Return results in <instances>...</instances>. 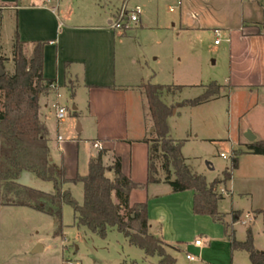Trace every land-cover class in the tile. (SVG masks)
I'll use <instances>...</instances> for the list:
<instances>
[{"label": "rangeland", "instance_id": "obj_1", "mask_svg": "<svg viewBox=\"0 0 264 264\" xmlns=\"http://www.w3.org/2000/svg\"><path fill=\"white\" fill-rule=\"evenodd\" d=\"M213 1L183 0L182 6L176 9H171V6L177 0H102V6L106 11L107 8H117V12L124 3L129 9L137 5L142 8L141 21L133 29L115 32L117 37L112 44L118 80L134 83L143 79L145 83L183 86L172 95L164 93V99L175 107L168 118L169 135L183 143L182 154L191 168L213 182L222 179L224 172L231 169L234 151L243 152L238 157L239 165L233 170L232 179L217 189L224 195L218 205L221 220L195 214L191 194L184 192L177 194L178 199L163 195L161 201L149 204L150 210L154 209V226L163 238L182 245L181 251L174 254L176 264H252L246 251H226L211 242L203 255L195 247L197 238L213 237L217 227L228 226L229 231L236 230L239 240H245L247 230L251 228L256 249L264 251V156L245 152L251 143L245 137L246 132L252 131L258 140H264V91L241 87L230 89L232 51L227 40L229 31L224 27L237 26V12L242 0H215V4ZM89 4L94 6L91 0H84V7L82 0H73L72 6L76 12L84 10V22L100 24L95 15H99L103 7L96 5L99 9L96 6L91 8ZM0 15V56L7 59L6 72L13 73L15 9L1 8ZM198 18L203 20L200 23L204 26L224 29L218 35L213 28H180V24L185 22L198 24ZM218 36L221 40L216 44ZM25 52L28 57L32 55L29 49L25 48ZM213 81L225 88L220 97L200 106H178L186 99L203 94ZM64 101L68 114L73 115L71 97L66 96ZM86 107L84 98L82 121L90 126L93 122L86 114ZM130 111L128 120L118 121L119 127L136 134L144 123L142 103H131ZM18 181L46 192L53 191L54 187L52 182L28 171H24ZM161 187H158L159 194L164 192ZM82 192L80 183L72 191L80 204L83 203ZM148 194L152 197L155 191L150 188ZM176 203H179L178 212L173 209ZM16 211H9L1 220L0 248L3 254L6 252L15 257L17 264H159L158 256H146L116 228H111L107 236L102 237L78 225L74 209L69 204L63 207L61 235L54 233L57 222L51 216L30 208L24 214ZM240 211V221H235L233 214ZM164 215L165 222L162 219ZM37 237L44 239L47 248L34 254L30 251L29 238ZM166 250L170 252L168 248ZM187 254L201 255V258L189 261Z\"/></svg>", "mask_w": 264, "mask_h": 264}, {"label": "crops", "instance_id": "obj_2", "mask_svg": "<svg viewBox=\"0 0 264 264\" xmlns=\"http://www.w3.org/2000/svg\"><path fill=\"white\" fill-rule=\"evenodd\" d=\"M91 1L94 6L89 4V7L94 8L96 5L103 7L102 0ZM178 1L172 6L181 7L182 5L178 7ZM213 2L215 4V0ZM213 2L210 4L211 8ZM82 4L84 7V0ZM72 5L73 0H0V8L15 9V27L20 39L25 43L26 50L29 49L32 54L34 43L44 42L43 75L46 79L58 84L56 91L50 90L39 98V117L48 131L50 160L54 165L63 167L66 177L72 180L78 175H87L90 161L98 159L100 154H103V162L107 165H113L115 158L119 157L122 172L132 181L142 185L130 192V206L136 203L148 204L149 231L160 237L167 245L169 253L175 257V252L181 251L182 245L171 243L163 238L159 229L154 226L156 221L154 209L150 210L149 204L161 201L163 195L173 200L178 199L179 192H175L166 181L159 158L160 144L153 142L156 133L145 95L144 80L134 83L118 80L120 78L112 44L117 35L110 25L117 8L115 10L107 8V11L104 7L101 8L100 14L95 15L97 23L100 22V24H88L84 22V10L76 12ZM97 6L95 8L99 9ZM196 22L198 24L194 22V26L186 22L181 23L180 28L189 30L213 28L221 32V29L225 28L229 31L227 40L230 42L232 51L230 89L241 87L250 91H264V10L259 0H242V5L237 12L236 27H207L201 24L203 20L200 18L196 19ZM66 96H70L74 102V112L73 115L68 114L61 121L57 118L54 105L65 106ZM220 96L212 97L203 104ZM84 98L87 100L86 114L93 122L90 126L82 121ZM137 102L142 103L144 123L138 133L132 134L120 129L118 121L128 120L131 103ZM95 142L101 143V148L94 147ZM245 152L250 153L249 150ZM185 159L189 164L188 159L186 157ZM208 163L211 165L210 162ZM109 176L113 177V172H109ZM208 182L211 183V181ZM78 183L68 182L64 184V189L73 191ZM221 185L222 183L218 185V188ZM160 186L164 188L163 194L157 192ZM150 188L155 191L152 197L148 194ZM54 190L53 187L51 193ZM182 192L191 194L190 197L194 202V191ZM82 197L84 199V192ZM177 204L179 203H176L173 208L175 212L179 211ZM28 208L30 207L0 206V231L1 220L5 214L16 210V213L24 214L28 212ZM241 215L240 211L239 218ZM246 216L250 215L246 214ZM165 218L164 215L162 217L164 222ZM234 231L236 233V230ZM29 242L31 253H41L47 248L41 237L29 238ZM211 242L226 251L232 250L228 226L217 227L215 236L206 235L202 240L203 244L199 246L195 244V247L204 255ZM199 258L201 255L195 256L193 261ZM0 264H17V260L6 252L3 254L0 248Z\"/></svg>", "mask_w": 264, "mask_h": 264}, {"label": "trees", "instance_id": "obj_3", "mask_svg": "<svg viewBox=\"0 0 264 264\" xmlns=\"http://www.w3.org/2000/svg\"><path fill=\"white\" fill-rule=\"evenodd\" d=\"M259 4L264 10V1H259ZM14 38V72L0 76V97L3 100V109L0 110V206H26L47 214L57 222L54 233L61 235L63 207L69 204L74 209L78 225L102 237H106L111 228H116L131 245L141 248L146 256H158L159 264H176V258L167 252L165 242L149 231L148 204L130 206V192L142 185L122 172L119 157L115 158L113 165H107L103 162V154H100L98 159L90 161L87 175H78L72 180L66 177L63 167L52 163L48 131L39 117V98L50 91L53 82L43 75L44 42L34 43L32 55L28 57L25 43L17 30ZM6 60L0 56V66L4 69ZM182 88L180 85L144 84L156 133L153 142L160 144L159 158L165 179L172 189L175 192L194 191V213L221 220L218 205L223 195L218 193V185L232 178L233 170L239 165L238 157L243 152L235 150L231 169L224 172L222 179H215L211 183L186 163L182 154L183 143L174 141L169 135L168 118L175 107L163 99L164 93L174 94ZM224 89L223 85L213 81L206 86L203 94L186 99L178 106H198L221 95ZM248 150L264 156V140L249 143ZM24 171L52 182L54 192L21 184L18 180ZM109 172H113V177L109 176ZM68 182L83 184L82 204L71 190L64 189V184ZM239 216L240 212H234L235 221ZM230 243L232 250L246 251L252 264H264V251L256 249L251 228L243 241L236 238L232 229Z\"/></svg>", "mask_w": 264, "mask_h": 264}, {"label": "built area", "instance_id": "obj_4", "mask_svg": "<svg viewBox=\"0 0 264 264\" xmlns=\"http://www.w3.org/2000/svg\"><path fill=\"white\" fill-rule=\"evenodd\" d=\"M203 1H207V0H203ZM183 3L182 0L178 1V7L181 6ZM171 9H176L175 6H171ZM142 8L137 5L132 9H129L127 4L124 3V5L122 6V8L112 17L111 21H110V25L111 28L114 29L115 31H128L133 29L134 26H136L140 21H141V15H142ZM216 34L220 35L221 31L220 30H216L215 31ZM220 37L218 36V39L215 41L216 44H218L220 42ZM58 89V84L53 81L50 84V90L51 91H56ZM59 96V94H58ZM54 107L56 108V115L57 118L59 120H64L67 116H68V110L65 106H60V105H54ZM94 147L96 148H101V143L99 142H95L94 143ZM222 156L224 158L227 157L226 154H222ZM248 217V216H247ZM249 218V217H248ZM238 221H240V218L238 219ZM244 221V220H242ZM196 245H202V240L201 239H197L195 241ZM187 259L190 261L195 260V256L192 254H187Z\"/></svg>", "mask_w": 264, "mask_h": 264}, {"label": "water", "instance_id": "obj_5", "mask_svg": "<svg viewBox=\"0 0 264 264\" xmlns=\"http://www.w3.org/2000/svg\"><path fill=\"white\" fill-rule=\"evenodd\" d=\"M5 74H6V69L0 66V76H3ZM245 137L248 139L249 142H254L257 140V136L252 131L246 132ZM207 164L209 165V163ZM37 250H40V249H37Z\"/></svg>", "mask_w": 264, "mask_h": 264}]
</instances>
